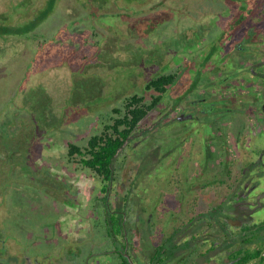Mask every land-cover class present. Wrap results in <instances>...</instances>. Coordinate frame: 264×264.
I'll return each instance as SVG.
<instances>
[{
    "label": "rangeland",
    "instance_id": "1",
    "mask_svg": "<svg viewBox=\"0 0 264 264\" xmlns=\"http://www.w3.org/2000/svg\"><path fill=\"white\" fill-rule=\"evenodd\" d=\"M4 1L11 3L8 15L19 9L14 23L30 21L31 2L33 17L41 14L39 2H50ZM251 31L257 38L248 44L243 39ZM261 40L264 0H57L32 32L0 36V264H122L116 253L91 254L113 248L100 199L104 181L80 156H68V144L87 145L127 111L134 94L151 103L157 92L146 83L161 73L178 77L143 123L156 122L159 144L137 134L124 145L108 200L121 211L116 206L134 178L126 227L129 242L140 234L132 249L138 264L192 216L199 231L207 208L233 198L229 187L247 151L256 156L252 148L264 144V131L254 135L245 117L253 105L246 104L247 89L235 83L260 81L245 67L260 59ZM203 98L217 100L222 111L205 116ZM227 102L240 116L224 111ZM177 105L202 116L176 126L170 118ZM161 114L167 117L160 120ZM259 180L263 190L264 177ZM259 203L253 220L260 224L264 197ZM137 213L144 217L140 231ZM237 222L228 217L232 228ZM184 236L186 227L176 238Z\"/></svg>",
    "mask_w": 264,
    "mask_h": 264
},
{
    "label": "flooded vegetation",
    "instance_id": "2",
    "mask_svg": "<svg viewBox=\"0 0 264 264\" xmlns=\"http://www.w3.org/2000/svg\"><path fill=\"white\" fill-rule=\"evenodd\" d=\"M254 36L255 35L251 31L250 34H248V36L243 39V41H247L248 44H250V42L253 43V40L257 38V37L254 38ZM261 42L264 44V40H261ZM258 56L260 59H256V61L253 59L252 63L246 64L245 70L251 73L253 72L255 74V75L252 74L253 76H259L260 81L255 83V82H251L250 80H245V79L238 80V81L235 80L236 87L240 88L243 85V87L247 89V92H245L246 94L245 97H248V98H247V103L246 101H244V104L245 103L248 104V102L250 101L251 103H253V105H250L249 110H247L248 106L246 107L247 109H244V110H245V113H247L245 117L247 116L249 117V119L247 120V123H250L251 125L250 132H253L254 135H256L257 133L259 134L264 131V118H263L264 117L263 116L264 115V77L262 76L264 75L263 74L264 73V49L260 50V53L258 54ZM233 64L236 65L235 63ZM224 66L227 67L226 65ZM258 67H261L263 73L258 70L259 69ZM229 85L235 86L232 84H229ZM221 88H224V86H222ZM251 88L255 89V91L253 92V90H250ZM223 90L224 89H222L221 91ZM203 99H204L203 100L204 107H203L202 113L205 114V116L208 115L210 117V115H214L215 113L222 111L220 109L221 105L217 100L210 101V100H207V98H203ZM243 99L244 98H242V100ZM181 100H183L182 97L179 98V101ZM239 101L237 100L236 102H239ZM225 105L227 107V109L224 110L226 113L233 112L234 113L233 116L236 114H238L237 116H240L239 112H234L233 107L230 105L229 102H227ZM177 108H179L177 111H174L173 108L171 109V111H174L175 113L172 112L174 114L170 118V121H173L176 124V126L181 124L186 127L187 126L186 121L188 122L191 119H199L202 116L201 114L196 115L193 113L194 116H189L184 119H181L180 117H185L189 115L190 110H187V109L185 110L184 107L180 108V106L178 105H177ZM217 108L218 110H216ZM155 111H156V114L152 116L159 117L160 116V114H158L159 112L157 110ZM171 111H169L167 115H169ZM151 114H152L151 112H148L142 118V120L140 121L139 127H138L139 133L137 129V132L134 135H132L130 139L136 136L137 134L143 135L142 138H144V140H147L148 138L156 135L157 131L152 135L153 131L158 129V127H155L156 122L155 123L152 122V124L147 127L143 125L144 121H146L150 117ZM167 115L165 114L163 116V114H161L160 120H164L167 117ZM218 120H220V122L217 127L219 128L220 132L223 133L224 131H223V128L221 127V125H223V122L221 119H218ZM207 125L210 127V125L212 126L214 124L210 123L208 120ZM234 131L236 133V130ZM245 131L249 133V130L246 129ZM229 132L231 133V130H229ZM223 135L224 134H222L221 136ZM158 137H159V132L157 133L156 138ZM229 137L231 136L229 135ZM228 138L226 139L227 142H228ZM242 138H243V135L242 136L240 135V140H242ZM129 140H126L125 143H127ZM224 146H222V148H226ZM252 149H258L259 151L257 152L256 156H252V153L247 151L246 156H244L245 163L241 169L240 175L238 178H236L235 183L231 187H229L230 189L229 194L233 195V198L229 200L225 199L221 201L220 203L217 204L218 207L216 205L215 206L213 205L212 207L214 208H211V207L207 208L206 212L210 211V212H213V214L211 216H206V218H201V221H203L206 224L205 225L202 224L198 228L199 231L196 232L197 228L195 227L197 223H194L191 220L195 217L192 216L190 219H188V221L183 223L182 225L184 226V228L186 227V230H187V236H184L182 238L178 237L175 239L177 242L178 241L180 242V240H183V242L187 241L188 244L187 246H182L178 248L175 251L176 255L170 261H176L175 264H180L182 259L185 256H190V257L192 256L191 260L187 261L186 264H200L198 261L199 258H201L203 262L205 261L203 264H234L237 260L241 258L240 253H241V248L243 244L246 246V248L250 247V249L252 248L254 249L258 247V243L260 241L262 242L264 241L263 240L264 239V228L262 231L258 230V227H257L258 223L254 222L253 220V213L260 205H262L261 203H259L260 198L264 197V187H263V190H259L260 189L259 185L261 184L259 178L264 177V144H261ZM227 174L228 176H231V173H227ZM115 180L111 181L112 191L114 188L113 184H115L114 183ZM123 205L124 204L122 203V205L120 206H123ZM120 206H116V207L118 208ZM228 206H233V207L228 209ZM216 208L220 209V211L219 210L216 211L217 210ZM109 210L114 211L112 204L109 206ZM120 210L123 211L125 215V223H128L130 220V219L128 220L129 212H126L127 211L126 209L124 210L120 209ZM222 212L226 213L227 215L223 214ZM215 214L216 216H214ZM105 215H106V212L104 214V219H105ZM228 217H231V219L236 222L238 220L237 222L238 225H235L232 228L230 224L228 223ZM141 220H144V217L141 216V214L138 215L137 213L135 215V219L133 223L137 225L136 227L138 228V230H139V227H141L140 225ZM149 221L150 220L147 219V223ZM138 224L140 226H138ZM135 225L133 224V227ZM245 225H249V226H247V228L244 229ZM134 233L136 232L134 231ZM128 235L129 234L126 235V238H123V240L126 241L127 243V246L125 248L122 246L118 250L113 244V242L110 240V238L108 237L110 240V243L112 242L113 248L111 249L106 248V250L104 251H98L95 253L92 252L91 254L102 255L104 253H113V254L116 253L120 257V254L124 253L127 256L132 255L135 258L136 263L138 264V261L135 255L133 254L132 249L134 245H136L135 241H137L140 234L139 236L133 235L134 243H132L131 241L130 242L128 241L129 239ZM195 247H197L196 251L194 250ZM36 256L38 258H41L42 260H44L43 257H48L44 253H41V254L38 253V255ZM38 258L36 260H38ZM150 259L145 264H149ZM253 260L256 261V264L258 263V258H255ZM253 260H251L250 262H252ZM36 262H38L37 264H39L41 260L40 261L38 260ZM250 262H247L244 264H248Z\"/></svg>",
    "mask_w": 264,
    "mask_h": 264
},
{
    "label": "trees",
    "instance_id": "3",
    "mask_svg": "<svg viewBox=\"0 0 264 264\" xmlns=\"http://www.w3.org/2000/svg\"><path fill=\"white\" fill-rule=\"evenodd\" d=\"M0 4L2 5L0 7V36L2 37L9 33L24 35L32 32L52 12L53 8L57 4V0H50V2H48L46 6H44L42 2H39L38 5H40L42 11L41 14L37 17H33L36 11V5L35 2H31V12L29 11V13H27V15L29 16L28 19H30V21H15V23V13H18L19 9L15 10L12 15H8L6 9L11 3L0 0ZM177 77L178 76L176 74L172 73H161L160 75L152 77L146 83L147 89H154L157 92L156 95H153L151 103L146 104L144 102V96L134 94L128 98L125 104L127 111L123 115L115 117L113 119V122L107 124L101 133H95L91 135L87 142V145L81 146L76 143L73 144L72 142L68 144V156L70 158L73 159L76 156H80V162L83 164V166L88 169L94 170L97 174H99V176L103 178L104 184L102 186V191L104 194L100 197V199L103 203L102 205H104V209L106 212L104 219L106 236L110 238V240L118 250L122 246L124 248L127 246V243L123 240V238H126L128 232L123 211L109 210V206L111 204L110 199L108 200V195H110L112 192L111 181L115 180L117 176V158L118 156L125 155V153L127 152V147H124L125 141L129 140L130 137L137 132L142 118L149 112V110L153 109L162 101L163 96L168 89V86L174 84L177 81ZM115 110L120 111L117 108ZM154 133L155 132H153L152 135ZM156 136L157 133L155 136H152L148 139L153 138V143H150L158 146L159 137L156 138ZM132 180L133 181H130L128 190L123 196L124 205L118 207L119 209H126V212H129L127 208L130 207V200L132 198L131 195L132 191L134 190V178ZM117 192L118 191H114L113 196L117 195ZM204 213L207 214V212ZM204 213H202V216ZM212 214L213 212L209 211L208 215L211 216ZM257 225L258 230L262 231L264 228V221H262L260 224L258 223ZM247 226L249 225H245L244 229H246ZM183 227V225L176 227L171 236H168L164 241L156 245L149 264H168V262L176 255L175 251L178 248L187 246V241L183 242V240H180V242L178 241V243L175 239L176 236H178L177 234H179ZM263 242L260 241L258 243V247L254 249H250V247L246 248V246L243 244L240 253L241 258L234 264H244L250 262L255 258H258L257 264H263ZM120 257L122 259V264H137L135 258L132 255L127 256L124 253H121Z\"/></svg>",
    "mask_w": 264,
    "mask_h": 264
},
{
    "label": "water",
    "instance_id": "4",
    "mask_svg": "<svg viewBox=\"0 0 264 264\" xmlns=\"http://www.w3.org/2000/svg\"><path fill=\"white\" fill-rule=\"evenodd\" d=\"M186 117H189V115H187V116H185V117H180L181 119H184V118H186ZM126 143H124V145H125Z\"/></svg>",
    "mask_w": 264,
    "mask_h": 264
}]
</instances>
